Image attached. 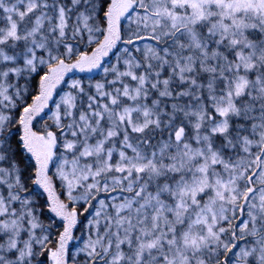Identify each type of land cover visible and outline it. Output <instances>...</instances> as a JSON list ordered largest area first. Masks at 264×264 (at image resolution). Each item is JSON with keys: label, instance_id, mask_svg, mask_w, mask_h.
Masks as SVG:
<instances>
[{"label": "snow or ice", "instance_id": "1", "mask_svg": "<svg viewBox=\"0 0 264 264\" xmlns=\"http://www.w3.org/2000/svg\"><path fill=\"white\" fill-rule=\"evenodd\" d=\"M0 264H264V0H0Z\"/></svg>", "mask_w": 264, "mask_h": 264}]
</instances>
